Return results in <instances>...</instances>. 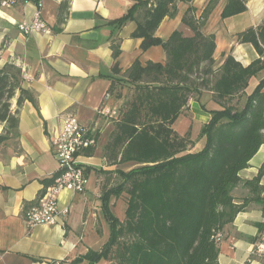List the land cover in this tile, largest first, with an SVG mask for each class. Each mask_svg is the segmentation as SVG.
Instances as JSON below:
<instances>
[{"label": "trees", "instance_id": "1", "mask_svg": "<svg viewBox=\"0 0 264 264\" xmlns=\"http://www.w3.org/2000/svg\"><path fill=\"white\" fill-rule=\"evenodd\" d=\"M40 1L16 0V5L38 6ZM193 1L134 0L128 12L112 22L121 29L136 21L131 37L142 39L144 52L161 46L166 61L136 60L125 78L113 81L106 94L121 99L124 82L134 89L119 111L104 158L110 167H138L120 170L123 183L111 192L103 188V211L111 227L109 241L99 251L89 249L72 264H96L101 258L112 264H218L217 234L249 203L262 200L264 165L253 180L246 181L251 198L236 204L232 191L242 181L240 173L249 168L264 145V80L248 92L252 78L264 70V25L237 34L238 43L253 45L259 59L245 67L228 55L215 68L216 36L205 35L203 28L220 0H209L200 17L193 6L188 7L182 23L191 36L181 30L167 40L156 36L165 19L178 15V2ZM248 1L228 0L221 17L245 13ZM68 10L65 0L58 9V26L65 24ZM111 47L117 60L122 53L120 40ZM114 72H121L118 64ZM23 83L20 68L12 64L0 68V145L18 127L22 105L35 103V96ZM204 91L212 94L221 109L211 111L210 121L202 128L204 148L192 152L190 134L180 136L174 124L189 102ZM242 94L247 99L237 109L231 103ZM123 193L128 201L125 220L120 222L112 214L109 197L119 198Z\"/></svg>", "mask_w": 264, "mask_h": 264}, {"label": "crops", "instance_id": "2", "mask_svg": "<svg viewBox=\"0 0 264 264\" xmlns=\"http://www.w3.org/2000/svg\"><path fill=\"white\" fill-rule=\"evenodd\" d=\"M63 1L42 2L43 20L52 30L50 35L25 36L18 28L20 23L32 19L35 4L0 9V68L6 64L20 68L22 75H26L24 89L35 96V103L26 101L22 105L18 127L12 130L10 140L0 145V264H72L88 252L90 248L83 243V236L76 233L73 218V213L79 211V202L84 199L88 204L87 191L75 194L66 189L61 193L59 208L69 209V214L61 215L55 226L30 230L24 220L26 211L37 203L43 187L59 172L51 147L52 137L62 127L64 115L70 113L82 124L100 131L99 145L106 137L108 126L107 117L102 116L99 109L104 106L113 81L124 78L138 59L143 63L166 61L161 46L144 52L142 39L131 37L136 21L128 22L121 29L112 24L128 12L134 0H68L66 22L58 26V9ZM208 2H178V15L165 19L156 36L167 40L176 30L191 36V31L182 23L183 14L193 6L200 17ZM227 2L220 0L203 33L216 36L215 68H219L228 55H233L246 67L260 56L253 45L238 43L237 34L264 25V0H249L245 13L223 19L221 14ZM115 40H120L122 51L117 60L113 58L111 47ZM116 64L121 70L119 74L114 72ZM263 80L264 70L252 78L248 92ZM126 99L111 98L106 103L111 110H119ZM16 107L15 100L13 108ZM220 109L212 94L204 91L189 102L180 116H186L203 128L211 119L210 112ZM97 150L91 157L82 159L90 165L89 175L93 171L111 169L104 153L102 159L96 158ZM263 165L264 145L250 161L249 168L240 173L242 181L232 191L236 204L252 197L246 181L253 180ZM261 185L264 186V175ZM261 198L260 202L249 203L234 222L222 230L218 264H264V260L256 257L249 260L255 245L264 237V193ZM91 211L86 208L85 218Z\"/></svg>", "mask_w": 264, "mask_h": 264}, {"label": "built area", "instance_id": "3", "mask_svg": "<svg viewBox=\"0 0 264 264\" xmlns=\"http://www.w3.org/2000/svg\"><path fill=\"white\" fill-rule=\"evenodd\" d=\"M42 2L43 0L36 6L30 21L18 25L23 35L52 34L51 28L43 20ZM16 4V0H2L0 9L10 8ZM109 100L110 96L106 95L104 106L99 109V113L104 117L116 119L119 113L108 108L106 102ZM99 135L100 131L96 127L82 124L73 114L64 115L62 127L51 140L52 151L59 164V172L43 187L37 203L26 211L24 220L30 230L38 226H55L61 215L69 214V209L62 211L59 208L60 195L64 190L69 189L75 194L86 193L90 165L82 159L91 157L90 152L97 149ZM221 239L222 233H218L217 240L221 241ZM255 257L264 260V237L255 245L249 260Z\"/></svg>", "mask_w": 264, "mask_h": 264}, {"label": "rangeland", "instance_id": "4", "mask_svg": "<svg viewBox=\"0 0 264 264\" xmlns=\"http://www.w3.org/2000/svg\"><path fill=\"white\" fill-rule=\"evenodd\" d=\"M133 90V88H131L127 83L124 82L122 87L123 97L119 100H124L126 97L128 99L133 93ZM112 99L117 98L112 95ZM246 99L247 95L242 94L241 96L234 99L231 104L236 106L237 109H242L245 105ZM108 107L110 108L109 104ZM120 109L116 111L119 113ZM105 120L108 124L104 133V135L107 137V142L105 144L106 137H104L97 146L98 150L96 158L98 159H102V154H105V146L107 145L113 131L115 130L116 119L107 117L105 118ZM174 127L180 135L184 136L190 134L189 137L193 140L191 149L192 151L201 149L202 146L204 148L206 139L202 136V127L198 123L194 124L189 118L182 115L179 116V118L176 120ZM135 167L138 166L135 164L111 166L110 170H98L96 172L93 171L90 174L89 184L87 187L88 204H85L83 199V201L79 202L80 208H77L79 209V211L73 213V218L77 227L76 233L83 236V243H85V245H87L90 249L99 251L109 241L111 236V227L103 211V202L101 200L103 188H105L107 191L109 190L108 192H111L112 189H115L117 188V186L122 185L123 178L118 172L120 170L128 172ZM109 199L112 214L120 222H123L125 220L128 195L126 193H123L119 198L110 195ZM86 208L88 209V211L91 208L92 211L90 212L88 217L85 218ZM96 264H112V262H108L105 258H101Z\"/></svg>", "mask_w": 264, "mask_h": 264}]
</instances>
